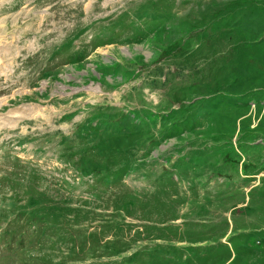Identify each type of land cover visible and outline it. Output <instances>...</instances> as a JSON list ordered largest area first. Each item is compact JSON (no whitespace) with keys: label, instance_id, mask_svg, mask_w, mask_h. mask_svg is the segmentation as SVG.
Returning <instances> with one entry per match:
<instances>
[{"label":"rangeland","instance_id":"374dc122","mask_svg":"<svg viewBox=\"0 0 264 264\" xmlns=\"http://www.w3.org/2000/svg\"><path fill=\"white\" fill-rule=\"evenodd\" d=\"M263 17L0 0V264H264Z\"/></svg>","mask_w":264,"mask_h":264},{"label":"trees","instance_id":"16d2710c","mask_svg":"<svg viewBox=\"0 0 264 264\" xmlns=\"http://www.w3.org/2000/svg\"><path fill=\"white\" fill-rule=\"evenodd\" d=\"M262 19H264V17L262 18ZM214 92V91H213ZM216 96V95H215ZM218 97V96H217ZM206 98V97H205ZM206 100H207V98H206ZM104 115V114H103ZM183 115V114H182ZM184 117H183V120L184 121H186V123H188V127H190L191 125H192V123L194 124V122H193V120H194V113H191V114H189V115H183ZM177 125L178 126H180L181 127V124H178V122L176 123V126H174V128H172L171 127V130L172 131H174V132H181L182 130H184V129H181V128H177ZM177 128V129H176ZM180 129V130H179ZM178 130V131H177ZM224 143L225 144H231L232 146H233V144H232V142L231 141H229V142H227L226 140H224ZM244 143V142H243ZM241 148H242V142H240V143H237ZM249 146V145H248ZM250 147V146H249ZM261 151V149H259V151H258V153ZM257 153V154H258ZM236 155L237 156H240L239 155V153H236ZM258 158V157H257ZM249 159V158H248ZM263 160H264V157H263ZM264 162H262V163H258L259 164V166L258 167H260V166H262V164H263ZM261 164V165H260ZM259 168H257V170H258ZM258 172H256V174H257ZM245 177H247V176H245ZM246 180H248V178H245V182H246ZM33 201H29L28 203H26V205H28V204H35V203H37L38 202V200H36V199H32ZM14 203H17V204H14V206L15 207H17L18 209H20V207H19V205L20 204H18V202L17 201H15ZM15 214H20L19 212H16ZM17 218H19V216L17 215L16 216ZM5 222H7L4 218H3V216H0V227H1V225L3 224V223H5ZM10 224L8 223V225L6 226L8 229L6 230H3V229H1L0 230V238L2 237V236H5V238H13L14 237V234H12V233H10V232H8V230L10 229V226H9Z\"/></svg>","mask_w":264,"mask_h":264}]
</instances>
